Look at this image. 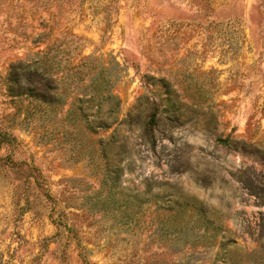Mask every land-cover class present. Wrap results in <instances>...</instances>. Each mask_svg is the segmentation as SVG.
I'll use <instances>...</instances> for the list:
<instances>
[{"label": "rangeland", "instance_id": "obj_1", "mask_svg": "<svg viewBox=\"0 0 264 264\" xmlns=\"http://www.w3.org/2000/svg\"><path fill=\"white\" fill-rule=\"evenodd\" d=\"M0 264H264V0H0Z\"/></svg>", "mask_w": 264, "mask_h": 264}, {"label": "trees", "instance_id": "obj_2", "mask_svg": "<svg viewBox=\"0 0 264 264\" xmlns=\"http://www.w3.org/2000/svg\"><path fill=\"white\" fill-rule=\"evenodd\" d=\"M30 76H34L37 79H40L41 81H44L45 84L49 83V78L47 76H44L43 74L39 73L35 68L33 70H30ZM48 86V85H47ZM36 91V90H35ZM36 94L38 95V93L36 92ZM153 119H154V114L152 115Z\"/></svg>", "mask_w": 264, "mask_h": 264}]
</instances>
